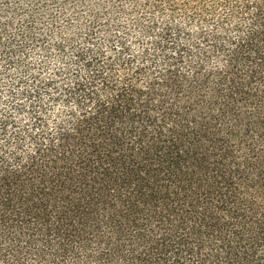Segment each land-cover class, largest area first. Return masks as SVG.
<instances>
[{"label":"trees","instance_id":"1","mask_svg":"<svg viewBox=\"0 0 264 264\" xmlns=\"http://www.w3.org/2000/svg\"><path fill=\"white\" fill-rule=\"evenodd\" d=\"M132 2L0 103V264H264V0Z\"/></svg>","mask_w":264,"mask_h":264},{"label":"rangeland","instance_id":"2","mask_svg":"<svg viewBox=\"0 0 264 264\" xmlns=\"http://www.w3.org/2000/svg\"><path fill=\"white\" fill-rule=\"evenodd\" d=\"M132 1L123 0L122 4L121 0L11 1L8 6L13 21L12 33L3 36V43L9 50L3 52L0 49V54L4 56L0 61V103L10 106L11 101L8 100L11 94L34 87L33 74L37 78H52L61 72H73L81 65L77 52L81 47L102 46L104 52H111L120 36L131 45L139 46V41L135 39L139 31L135 21L140 13L133 10ZM150 1L138 0L143 5ZM2 2L7 5L5 0H0V7ZM18 7L26 8L24 15L14 11ZM32 14L35 16L34 23L29 22ZM27 24L33 26L34 38L26 36ZM103 26H106V31ZM91 27L95 34L92 35L94 39L89 40L86 36ZM58 43L62 44V49H58Z\"/></svg>","mask_w":264,"mask_h":264}]
</instances>
